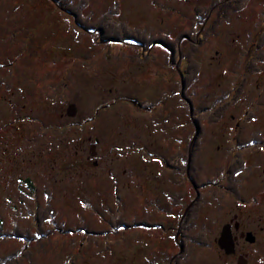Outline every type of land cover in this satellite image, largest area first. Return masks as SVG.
<instances>
[{"label": "rangeland", "instance_id": "obj_1", "mask_svg": "<svg viewBox=\"0 0 264 264\" xmlns=\"http://www.w3.org/2000/svg\"><path fill=\"white\" fill-rule=\"evenodd\" d=\"M86 1L83 17L92 20L117 1L116 19L131 27L159 37L167 34L174 40L180 33H188L191 39L182 46L187 50L201 46L196 55L199 75L183 96V67L179 72L160 46L154 48V55L137 61V53L123 47L126 45L108 47L95 42L97 34L74 31L65 21L69 15L54 9L49 0H0L1 20L45 18L51 21L37 29L40 34H58L60 29L77 43V57L71 52L77 65L61 81H69L70 88L62 90L61 83L62 88L50 85L61 77L44 80L45 112L37 120L8 118L4 114L14 105L0 100V107L5 106L0 109V264L11 255L16 256L17 264H241V257L226 256L216 239L222 226L241 212L249 225L262 223L264 0H246L228 22L214 29V21L207 18L210 8H205L211 0ZM199 18L207 20V30L200 35ZM52 20L62 26L57 29ZM0 24L1 35L6 26ZM61 43L70 48L69 40ZM0 47L5 50L7 40ZM258 54L263 55L262 60ZM250 63L259 70L248 74ZM70 103L76 107L73 115L68 113ZM147 105L151 110L145 111ZM213 113H222L218 121ZM60 114L64 116L57 117ZM92 116L93 122L85 121ZM82 122L86 125L81 126ZM197 128L198 140L203 142L197 181L201 186L210 180L221 183L216 190L213 186L204 190L198 215L184 223L198 228L180 229L185 243L182 249L179 229H168L182 222L176 213L179 204H169H176L172 195L194 194V189L177 171L168 169L166 160L181 148L178 146L192 145ZM30 129H43L45 135L38 137ZM95 138L100 141L96 143ZM236 156L247 167L239 177V196L225 185ZM36 170L42 176L32 180L44 183L39 191L43 200H28L18 192L25 188L19 177L31 174L32 178ZM53 187L54 199L45 201L41 190L50 193ZM48 204L54 216L39 221L37 209ZM144 218L162 226L140 229L134 221ZM255 230L258 244L250 246L243 240L245 248L238 252L247 264H264V231ZM17 231H29L35 239L26 240ZM201 240L209 244L197 242Z\"/></svg>", "mask_w": 264, "mask_h": 264}, {"label": "flooded vegetation", "instance_id": "obj_2", "mask_svg": "<svg viewBox=\"0 0 264 264\" xmlns=\"http://www.w3.org/2000/svg\"><path fill=\"white\" fill-rule=\"evenodd\" d=\"M232 1V0H228ZM236 1V0H235ZM51 6L54 7L59 12H65L69 15V17L65 18V21L69 22L68 24L72 27L74 31L78 30L79 33H83L84 31L87 35L92 36L93 33L97 34L98 39L95 40L97 43H104V45H110L108 47L115 46L116 44H123L129 50L132 49V52H136L137 54L134 56L137 58V61H144L147 57L154 55V48L156 46H160L163 49L162 54L168 58L171 63H176L175 66L180 72V65L179 60L174 58L178 57L179 59H184V56L188 54V50L185 49L182 44L187 39H191V36L188 33L179 34L177 37V42L175 46L170 44L169 42H165V38L170 41L175 42L176 40L172 39L170 36L162 35L163 37H159L154 33L141 29L140 27H131L126 24L124 21L116 19L119 14L120 4L119 2L115 1L113 5L107 8L102 15L96 20L91 19L90 17H83V11L87 2L81 1H73V3H69L66 1L61 0H49L48 2ZM210 5L205 8H212L215 7V0H211ZM82 6V7H81ZM81 8V9H80ZM79 9V11H77ZM238 12V11H237ZM236 13V12H235ZM29 11L25 13V16L28 17ZM111 15V17H109ZM214 14L211 13L207 16V18L211 17ZM215 16V15H214ZM209 19V21L211 20ZM197 25H201L199 29V35L201 32L206 31L204 21L198 19ZM214 20V19H212ZM216 20V19H215ZM214 20V21H215ZM23 21V23H22ZM51 20L48 19H34V20H17V19H5L1 20L0 22L6 26L3 32L0 35V43L5 42L7 40V48L1 51L0 47V97L2 101L9 100V103H13L14 109L8 106L9 111L6 110L4 115H7L8 118L13 119L20 118L22 116L26 118H30L31 121L38 119V115L41 111L45 110V103H46V95L45 91L43 90L41 83L44 80H49L50 78L54 77H61L59 82H50V85H58L65 90V87L69 86L70 82L61 83L63 79H67L65 76V72L71 70L74 66V60L71 56V52L76 56V42H73V36L66 32L64 35L62 31L59 29V26H62L60 22H56L52 20L57 26L56 28L59 29L58 34H49L44 35L40 34L38 28L42 26L43 23L48 22ZM1 25V24H0ZM16 26H22L20 28ZM47 26V25H46ZM115 27V28H114ZM68 28V25L66 29ZM128 28L131 33H127ZM14 29V30H13ZM82 30V31H81ZM212 30V29H211ZM210 30V31H211ZM2 31V30H1ZM127 31V32H126ZM139 31V32H137ZM61 33V34H60ZM48 38H43L47 37ZM16 38H20V40H16ZM159 39L161 42H159ZM62 40H69L70 48H66L62 45ZM44 42V46L41 43ZM164 42V43H162ZM43 46V47H40ZM169 47V48H168ZM122 53H126L123 50ZM77 65V63H75ZM183 67V66H182ZM184 69V67H183ZM182 69V70H183ZM47 73V74H46ZM182 74V73H181ZM61 83V84H60ZM182 95L184 96V86L182 84ZM10 90L8 96H6L7 91ZM69 91L72 89H68ZM66 93V92H65ZM72 93V92H71ZM70 93V95H71ZM137 102V99L134 100ZM28 102L31 106H28ZM140 104V102H138ZM7 105V104H5ZM71 106V110L68 112L69 115L75 114L76 107L74 103L69 104ZM109 105V104H108ZM107 105V106H108ZM142 106V104H140ZM148 106V105H147ZM5 106H1L0 109L4 108ZM152 106H145V111L151 110ZM29 109V111H27ZM102 107L97 108L95 113L100 112ZM27 111V112H26ZM45 112V111H44ZM28 113V114H27ZM64 114H60L57 117H62ZM44 118V117H43ZM95 116L89 117L87 122H93ZM81 126H85L86 123H81ZM203 132V131H202ZM29 133V131H27ZM30 133H35V135L44 136L45 131L42 129H30ZM204 133V132H203ZM199 139V132L193 136L192 145L188 144L187 147H181L177 151H175L173 156L167 158V166L169 170L177 171V174L181 175L186 183V185L190 186V182L194 189V194H186L178 193V197H173L174 203L171 202L169 205H178V209L176 211L177 215L179 216V220L182 221L179 223L178 226H169L168 229H179L178 231V238L182 241L183 231L180 229H197L198 227L194 226H184V223L188 220L190 221V217L194 216V218L198 215L199 212V203L203 199V194L205 195L206 192L204 190L209 188V186H217L221 181H207L202 186L197 181L196 172L198 169L197 167V160L199 161V154L201 152L202 143ZM100 141L99 138H95V142L98 143ZM189 143V141H188ZM200 145L198 146V144ZM94 146V145H93ZM177 147V148H178ZM40 148V147H39ZM139 148V147H138ZM143 148V147H140ZM263 148V147H262ZM186 149V150H185ZM185 150L186 154L183 152ZM237 157V156H236ZM45 159V157L43 158ZM243 158H240L242 162ZM51 160V158H50ZM236 160V159H235ZM26 163V159H23ZM30 161L34 162L35 165L38 164V161L32 158ZM238 157L237 160L232 162L231 166H229L228 172L226 174L227 182H226V189L227 191L231 192L232 190V178L235 175L238 181L240 180V174L247 169L246 166H243L242 170L235 172V166L240 163ZM97 165V161L94 162ZM27 165V164H25ZM41 166V164L39 163ZM30 166V165H28ZM24 167V166H22ZM55 168V167H54ZM235 172V173H234ZM23 173V172H20ZM31 174H28V177H19V181L22 183V186L25 185V188L21 187L18 189V192L23 195V197H27L28 200H43V198L39 197L40 187H44V183H35L32 179L34 178H41L42 173L38 170L33 172V177H30ZM55 175V173H54ZM20 176V175H19ZM219 176V175H217ZM30 177V178H29ZM18 178V175H17ZM21 178V179H20ZM18 180V179H17ZM237 181V182H238ZM264 182V178H263ZM230 185V186H229ZM239 185V184H238ZM52 192H46L45 188L41 190L44 196L45 201H49L48 198L51 200L55 197V187L52 188ZM189 190V189H188ZM23 191V193H22ZM214 193V192H213ZM46 197V198H45ZM37 217L39 221L41 218L44 219L45 216H54L53 207H50L49 204L44 209H37ZM243 218L244 212L240 214H236L232 221L225 223L222 226V230L220 232L219 237L217 240L218 247L224 252L226 256H239L241 264H247V259L243 256V253L238 252L240 247L245 248L243 240L248 242L250 246H256L259 242V233L255 229H259L260 231H264V211L261 214V221L262 223L256 227H253L246 223ZM172 219H170L171 221ZM121 222V221H120ZM137 227L141 228H157L159 225L162 226L160 223L156 225L152 223L149 219L144 218L137 221H134ZM123 225V223H122ZM21 229V228H16ZM224 229H228L230 241L224 242L221 240L222 234ZM253 238L254 241L251 242ZM241 243L243 245H241ZM209 244V243H208ZM184 241H182V249L184 248ZM239 247V248H238ZM180 259V258H179Z\"/></svg>", "mask_w": 264, "mask_h": 264}, {"label": "trees", "instance_id": "obj_3", "mask_svg": "<svg viewBox=\"0 0 264 264\" xmlns=\"http://www.w3.org/2000/svg\"><path fill=\"white\" fill-rule=\"evenodd\" d=\"M61 1L62 2L66 1V2H69V3H73V1H77V0H61ZM84 2H87V1L84 0ZM245 3H246V0H236V1L235 0H232V1L215 0V7L210 8V11L208 13V15H210L211 13H213L215 15V16L213 15L214 17H212V19H214V20L216 19L215 21L213 20L214 21V25L212 24V20L210 22V24L213 25L212 29H214L216 26H218V25H220V24H222L224 22H228L231 19L232 15L235 14V12L239 11L240 9H242V7L245 5ZM77 11H79V9ZM129 30L130 29L128 28L127 31H129ZM137 32H139V31H137ZM167 38L168 37H166L164 39L165 42L167 41L170 44H172L173 46H175L177 41L173 42V41L168 40ZM159 42H161L160 39H159ZM162 43H164V42H162ZM200 47L201 46H195V47H193L190 50L188 49L189 52H188V54L186 56H184V59H179L178 58L180 65H182L183 67L185 65L187 68H189V70L188 69L186 70V68L183 69V73L182 74L180 73V78L183 81L182 84L184 86V89L185 88L187 89L188 85L190 84V82H192V81H194V80H196L198 78L200 64L197 61L196 55H197L198 50H199ZM257 56H260L259 60L263 59V57H262L263 55L262 54H258ZM257 56H255V57H257ZM176 59H177V57H176ZM248 67H249L248 70H247L248 74H252V73L257 72L259 70L258 66L256 64H254V63H250V65H248ZM184 70H186V71H184ZM188 77H190V78L188 79ZM182 84H181V87H182ZM237 96H238V94L236 95V97ZM236 97L234 96V99H236ZM192 110H193V106H192ZM221 114L215 113L213 115V116H215L213 119L215 121H218L219 118L221 117ZM201 129H202V126H200V130ZM255 139H256V142H257L258 138H255ZM261 142L264 143V141H261ZM199 145H200V143L198 144V146ZM243 166H244L243 162L238 164V166L236 165L235 166V172H238V171L242 170ZM237 181H238V179L234 175L233 178H232V181H231V183H232L231 192H233L235 196H239V190H238V184L239 183ZM47 217L48 216H45L44 219H46ZM41 220H42V218H41ZM0 229H2L1 226H0ZM85 230L89 231L88 229H85ZM17 234H19V236H21L23 238H26V240L35 239L34 235L32 236L31 232H29V231H26V233L21 232V231H17ZM193 240H195V239H193ZM197 242H200V243L204 244V246L208 245V243H206V242L204 243V241H202V240L201 241H197ZM17 260L18 259L16 258L15 255H11L10 257L4 259L2 264H17Z\"/></svg>", "mask_w": 264, "mask_h": 264}, {"label": "water", "instance_id": "obj_4", "mask_svg": "<svg viewBox=\"0 0 264 264\" xmlns=\"http://www.w3.org/2000/svg\"><path fill=\"white\" fill-rule=\"evenodd\" d=\"M197 132H199V128H197ZM229 235L230 234H229L228 229H224L221 240L224 241V242L230 241V236ZM253 241H254V239L252 238L251 242H253Z\"/></svg>", "mask_w": 264, "mask_h": 264}]
</instances>
